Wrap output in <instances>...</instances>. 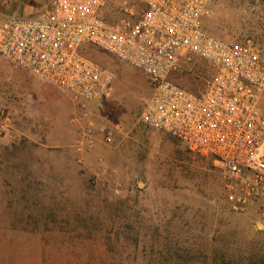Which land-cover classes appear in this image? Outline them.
<instances>
[{"label":"rangeland","instance_id":"obj_1","mask_svg":"<svg viewBox=\"0 0 264 264\" xmlns=\"http://www.w3.org/2000/svg\"><path fill=\"white\" fill-rule=\"evenodd\" d=\"M50 0H5L35 14ZM203 28L264 58V0H210ZM109 69L108 96L86 103L0 55V264H264V213L232 209L221 164L143 125L144 75L89 47ZM175 78L205 87L212 70ZM264 111V95L261 99ZM92 123L111 132L76 150Z\"/></svg>","mask_w":264,"mask_h":264},{"label":"built area","instance_id":"obj_2","mask_svg":"<svg viewBox=\"0 0 264 264\" xmlns=\"http://www.w3.org/2000/svg\"><path fill=\"white\" fill-rule=\"evenodd\" d=\"M209 15L210 0H50L35 14H0V55L86 103L106 98L114 80L89 47L135 67L151 87L140 122L220 163L236 192L233 210L255 203L264 213V58L251 41L207 32ZM200 63L212 70L203 89L177 82L197 76ZM94 132L111 139L89 123L78 152L94 145Z\"/></svg>","mask_w":264,"mask_h":264}]
</instances>
